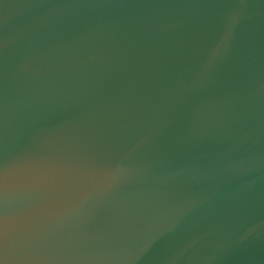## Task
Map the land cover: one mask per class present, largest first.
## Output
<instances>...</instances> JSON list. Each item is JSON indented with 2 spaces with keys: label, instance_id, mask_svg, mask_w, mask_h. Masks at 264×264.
I'll return each instance as SVG.
<instances>
[{
  "label": "water",
  "instance_id": "obj_1",
  "mask_svg": "<svg viewBox=\"0 0 264 264\" xmlns=\"http://www.w3.org/2000/svg\"><path fill=\"white\" fill-rule=\"evenodd\" d=\"M0 264H264V0H0Z\"/></svg>",
  "mask_w": 264,
  "mask_h": 264
}]
</instances>
